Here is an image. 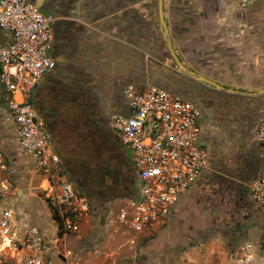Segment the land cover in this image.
<instances>
[{
  "label": "crops",
  "instance_id": "0c3cea01",
  "mask_svg": "<svg viewBox=\"0 0 264 264\" xmlns=\"http://www.w3.org/2000/svg\"><path fill=\"white\" fill-rule=\"evenodd\" d=\"M29 1L53 19L55 67L43 76L31 101L62 162H77L88 153L91 140L80 142L76 133L80 123H95L92 113L103 118L127 114L124 89L130 83L158 85L198 104L205 115L201 123L214 142L213 158L232 151L244 134L246 121L237 114L257 110L264 115L259 99L264 93V30L235 0ZM6 39L0 29V45ZM0 149L13 175L15 193L9 202L19 226H38L46 242H54L58 232L52 228L58 225L52 211L46 215L47 202L39 196L45 180L37 158L21 149L15 123L2 105ZM253 166L264 174L257 157ZM89 230L87 221L78 241Z\"/></svg>",
  "mask_w": 264,
  "mask_h": 264
},
{
  "label": "built area",
  "instance_id": "2783aa9c",
  "mask_svg": "<svg viewBox=\"0 0 264 264\" xmlns=\"http://www.w3.org/2000/svg\"><path fill=\"white\" fill-rule=\"evenodd\" d=\"M248 9L264 0H235ZM53 19L29 0H0V29L7 39L0 45V105L13 119L21 149L37 158L45 180L42 194L58 225L52 243L38 226L20 227L15 206L14 182L0 149V253L7 252L15 264H80L78 251L66 245L80 236L83 224L98 225L92 218L98 208L88 195L65 177L60 154L40 122L31 101L34 89L55 67L50 55ZM127 114H114L111 129L130 154L138 190L116 216H107L102 230L108 236L123 231L131 235L126 245L136 249L169 222L178 202L210 170L211 155L202 139L199 106L158 85L128 84L124 89ZM257 158L264 163V115L253 131ZM251 199L264 207V174L248 184ZM66 247V248H65ZM260 247L245 242L229 253L226 264H255ZM98 246L95 259L106 264H138L131 256Z\"/></svg>",
  "mask_w": 264,
  "mask_h": 264
},
{
  "label": "rangeland",
  "instance_id": "374dc122",
  "mask_svg": "<svg viewBox=\"0 0 264 264\" xmlns=\"http://www.w3.org/2000/svg\"><path fill=\"white\" fill-rule=\"evenodd\" d=\"M251 8L246 10L247 13H254L255 9ZM255 17L252 23L258 28L263 27L264 8L256 12ZM51 51L52 48L50 55ZM259 99L264 102V93ZM111 116L112 114L108 115L110 118ZM114 136L108 133L99 138L100 150L114 153ZM245 142L247 144L246 140L242 143ZM120 148L128 156V149ZM255 160V151L251 148L245 155L242 154V149L232 147V151L228 150L227 154L216 156L203 179L179 201L167 225L151 239L139 241L135 249L138 264H226L229 253L248 241L259 245L260 251L257 250L255 264H263L264 207L255 203L248 191L250 181L260 175L253 166ZM130 171L134 172L132 165ZM69 180L73 182L71 178ZM74 185L79 189L75 183ZM133 190H138L136 182ZM41 193L42 190L39 196L43 195ZM127 195L112 200L110 208L101 209L102 204L93 202L98 208V214L93 217V221L98 222L97 227L89 230L90 234L82 240L72 237L67 239L66 245L78 251L80 264H106L92 256L98 246L120 251L126 256L133 254L135 250L126 245L131 235L128 231L122 230L114 236H108L101 228L107 216L110 213L116 216L134 192ZM43 208L46 215H50L52 210L47 203L43 204ZM52 229L58 232L55 227ZM0 264H15V260L7 252L0 253Z\"/></svg>",
  "mask_w": 264,
  "mask_h": 264
},
{
  "label": "flooded vegetation",
  "instance_id": "af4514ba",
  "mask_svg": "<svg viewBox=\"0 0 264 264\" xmlns=\"http://www.w3.org/2000/svg\"><path fill=\"white\" fill-rule=\"evenodd\" d=\"M263 8L264 1L252 6L251 9H255V14L253 13L254 18H256V12ZM260 28L264 30V26ZM246 114L247 115L242 112L237 114L238 119L240 118L242 121H246V129L243 130L244 134H242L241 138L235 140L233 147H238L242 150H250V148L254 149L257 157L258 148L253 142V131L259 119L262 117V114L257 110H251V112ZM92 115H96L95 123L92 125L84 123L82 125L80 123L76 133L80 142H84L86 138L91 140L92 145L88 147V153L82 160L77 162L66 161L62 163L64 168H66L65 170H67L66 172H68L70 178L79 187V189L88 195L93 202L100 205L111 202L115 198H124L128 196L127 194L130 192H134L135 190L133 189L135 187L136 180L134 172L130 171L131 162L129 160V152L128 156L124 154L123 150L120 148H123L122 144L111 129V118H103L98 113H92ZM201 115L204 118L205 115L202 110ZM86 121L88 120L86 119ZM108 133H111L113 136L115 135V138L112 141L114 142L113 144H115L114 146H116V149L114 150V153L110 154L105 150H100V139ZM99 134L101 137H99ZM202 139L209 149L212 164V160L216 157L215 156L213 158V154L211 153V146L213 147L214 142L210 137L209 129L207 130L203 124ZM243 140H246L248 145L246 142L243 144ZM224 153L227 154L228 149L222 152L221 155H224Z\"/></svg>",
  "mask_w": 264,
  "mask_h": 264
},
{
  "label": "trees",
  "instance_id": "16d2710c",
  "mask_svg": "<svg viewBox=\"0 0 264 264\" xmlns=\"http://www.w3.org/2000/svg\"><path fill=\"white\" fill-rule=\"evenodd\" d=\"M53 218H54V219H57V215H56V214H53Z\"/></svg>",
  "mask_w": 264,
  "mask_h": 264
},
{
  "label": "bare ground",
  "instance_id": "6f19581e",
  "mask_svg": "<svg viewBox=\"0 0 264 264\" xmlns=\"http://www.w3.org/2000/svg\"><path fill=\"white\" fill-rule=\"evenodd\" d=\"M147 250V249H146ZM148 251V250H147ZM263 262H264V260H263ZM262 263V262H261Z\"/></svg>",
  "mask_w": 264,
  "mask_h": 264
},
{
  "label": "water",
  "instance_id": "95a60500",
  "mask_svg": "<svg viewBox=\"0 0 264 264\" xmlns=\"http://www.w3.org/2000/svg\"><path fill=\"white\" fill-rule=\"evenodd\" d=\"M264 91V90H263Z\"/></svg>",
  "mask_w": 264,
  "mask_h": 264
}]
</instances>
